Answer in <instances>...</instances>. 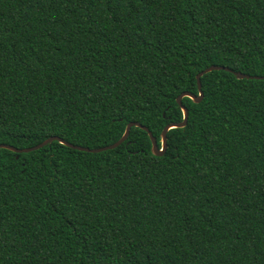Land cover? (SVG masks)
Wrapping results in <instances>:
<instances>
[{
  "label": "trees",
  "instance_id": "obj_1",
  "mask_svg": "<svg viewBox=\"0 0 264 264\" xmlns=\"http://www.w3.org/2000/svg\"><path fill=\"white\" fill-rule=\"evenodd\" d=\"M0 264H264V0H0ZM235 73L263 79H237Z\"/></svg>",
  "mask_w": 264,
  "mask_h": 264
},
{
  "label": "water",
  "instance_id": "obj_2",
  "mask_svg": "<svg viewBox=\"0 0 264 264\" xmlns=\"http://www.w3.org/2000/svg\"><path fill=\"white\" fill-rule=\"evenodd\" d=\"M217 70H226L228 71V69H225V68H222V67H217V66H211V67H208L206 68L205 70H203L202 72H200L198 75H197V87H198V91H199V95L198 97H194L190 94H183L182 96H180L178 99H177V103L178 105L181 107V110H182V113H183V121L181 123H178V124H170V125H167L164 127L162 133H161V138H160V148L159 146L157 145V142H156V139L152 136V134L148 131V129L146 127H143L141 126L140 124L138 123H129L127 126H126V129H125V132L123 134V136L117 141L115 142L114 144L110 145V146H107V147H103V148H98V149H88V148H82V147H75L71 144H68L64 141H61L59 140L58 138L56 137H52V138H49L47 140H45L44 142H42L41 144H39L38 146H35L33 148H30V149H23V150H18L16 148H13V147H10V146H3V145H0V147H3V148H7L8 150H11L13 152H16V153H27V152H30V151H34V150H38L48 144H50L51 142L55 141V140H58L59 142H61L62 144L70 147V148H74V149H77L79 151H83V152H87V153H100V152H103V151H106V150H109V149H114L116 147H118L119 145H121L122 143H124L129 135V132H130V129L132 127H139V128H142L144 131H146L149 135V138H150V141H151V152L153 155L155 156H162L165 151H166V148H167V132L171 129H174V128H184L186 126V123H187V117H188V112L187 110L182 107L181 105V99L182 97H188L190 99H192L195 103H199L201 100H202V97H203V93L201 91V83H200V78L207 74V73H210L212 71H217ZM236 76L237 79H263L261 77H250L248 75H244V74H241V73H235L234 74Z\"/></svg>",
  "mask_w": 264,
  "mask_h": 264
}]
</instances>
